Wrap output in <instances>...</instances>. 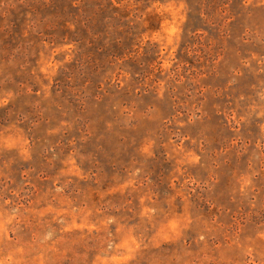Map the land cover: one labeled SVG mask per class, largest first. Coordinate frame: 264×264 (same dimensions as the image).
<instances>
[{
  "label": "rangeland",
  "instance_id": "374dc122",
  "mask_svg": "<svg viewBox=\"0 0 264 264\" xmlns=\"http://www.w3.org/2000/svg\"><path fill=\"white\" fill-rule=\"evenodd\" d=\"M0 264H264V0H0Z\"/></svg>",
  "mask_w": 264,
  "mask_h": 264
},
{
  "label": "trees",
  "instance_id": "16d2710c",
  "mask_svg": "<svg viewBox=\"0 0 264 264\" xmlns=\"http://www.w3.org/2000/svg\"><path fill=\"white\" fill-rule=\"evenodd\" d=\"M74 27V33H78L80 30L87 29L91 25V21L75 20L74 22H67Z\"/></svg>",
  "mask_w": 264,
  "mask_h": 264
}]
</instances>
